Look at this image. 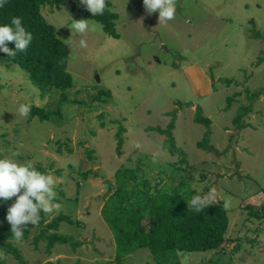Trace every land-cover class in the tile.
Returning <instances> with one entry per match:
<instances>
[{
  "label": "rangeland",
  "instance_id": "1",
  "mask_svg": "<svg viewBox=\"0 0 264 264\" xmlns=\"http://www.w3.org/2000/svg\"><path fill=\"white\" fill-rule=\"evenodd\" d=\"M108 1L117 15L116 39L83 16L80 2L40 9L67 49L73 86L63 93H42L17 66L0 61V157L53 176L60 207L47 222L69 216L74 223H61L58 233L80 246L72 251L56 245L48 255L42 242L32 244L33 230L19 240L10 232L8 241L26 264H116L115 234L100 214L117 186L116 174L133 172L151 192L170 191L185 174L186 186L206 203L223 202L226 243L206 253L152 256L138 249L121 264H264V39L250 36L256 30L264 38V0H176L166 23L148 14L142 0ZM76 20L97 30L74 35ZM99 91L110 97L93 100ZM227 98L232 101L225 109ZM21 103L53 115L21 118ZM240 107L248 111L237 128L232 120L244 113ZM197 109L211 120V151L196 147L205 131L192 121ZM173 110L183 165L163 149L161 135L145 131L164 128L170 120L164 113ZM119 127L123 142L116 153ZM174 165H188V171ZM14 199L0 201V228L9 231L5 214ZM0 261L19 264L2 251Z\"/></svg>",
  "mask_w": 264,
  "mask_h": 264
},
{
  "label": "trees",
  "instance_id": "2",
  "mask_svg": "<svg viewBox=\"0 0 264 264\" xmlns=\"http://www.w3.org/2000/svg\"><path fill=\"white\" fill-rule=\"evenodd\" d=\"M74 3L80 0H71ZM67 0H6L0 7V24H5L14 16L21 18V22L27 31L32 33V40L24 52H17L14 57H7L0 53V61L8 66H17L27 75L28 80L42 93H49L53 89L61 93L72 88V75L67 71V49L65 44L57 37L55 28L49 24L40 12L44 5L59 9ZM110 2L105 0L103 14L91 16L83 10V16L98 23L102 32L111 38H118L115 31L117 15L110 10ZM252 24V21L249 22ZM251 37L264 39L256 30H251ZM11 49L12 42H7ZM110 94L99 91L93 100L105 102ZM64 96L61 99L64 100ZM101 99V100H100ZM232 98H227L225 109L229 107ZM239 110L232 123L241 128L240 119L248 111L244 107ZM55 115L58 112L54 113ZM29 115L40 121L47 120L53 113L44 112L42 109L30 106ZM170 120L164 128L146 127V132H154L163 137L162 147L170 156H178L179 162L185 164L184 154L176 146L172 131L175 127V110L164 113ZM192 121L205 128L202 138L196 143L201 150L211 151L209 145L211 120L201 115L197 109ZM121 132L119 127L116 134L115 152L119 153L122 146ZM67 149V148H66ZM69 152V150L67 149ZM88 157L89 154L86 152ZM175 166V165H174ZM40 172L42 169L36 168ZM174 169L186 173L185 168L175 166ZM86 177V174H84ZM117 186L106 199L101 208V217L115 234V262L121 264L123 258L138 249H147L152 256H157L168 251L179 253H206L217 251L226 243L228 229V216L222 201L208 202L201 207L200 211L189 209L188 203L195 195H200L186 186L187 178H178L177 183L170 189L149 190L147 181L134 175L133 172H121L116 174ZM264 191V190H263ZM62 196L61 192H58ZM54 203L60 204L54 199ZM249 208V207H248ZM251 212V211H250ZM49 213H41L40 220L36 225L24 226L22 237L25 239L33 230L32 244L37 247L44 244L45 252L50 255L56 245L66 246L75 251L80 246L70 236L58 233L61 223L73 224L69 216L58 214L47 222ZM252 215L258 217L256 213ZM10 231L0 228V251L5 255H11L19 264H26L19 250L9 241ZM8 241V242H7ZM0 264H5L0 261Z\"/></svg>",
  "mask_w": 264,
  "mask_h": 264
},
{
  "label": "clouds",
  "instance_id": "3",
  "mask_svg": "<svg viewBox=\"0 0 264 264\" xmlns=\"http://www.w3.org/2000/svg\"><path fill=\"white\" fill-rule=\"evenodd\" d=\"M6 0H0V7ZM91 16L101 15L105 9V0H80ZM144 10L151 14L155 12L160 23H166L175 15L176 0H142ZM97 25H90L87 20L73 21V34H83L97 30ZM32 40V33L27 31L21 18L14 16L8 23L0 24V53L7 57L24 52ZM12 42L13 48L7 46ZM81 46L84 42L81 41ZM30 112V105L21 103L16 114L23 118ZM54 178L51 174L37 170L31 163H17L13 159L0 157V201L15 197L7 207L5 220L10 225L11 236L19 240L28 224L36 225L40 214L58 210L60 205L54 203ZM206 201L200 195H195L188 203L192 211H200Z\"/></svg>",
  "mask_w": 264,
  "mask_h": 264
}]
</instances>
